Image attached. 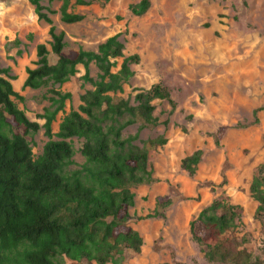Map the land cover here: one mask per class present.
<instances>
[{
    "label": "rangeland",
    "instance_id": "obj_1",
    "mask_svg": "<svg viewBox=\"0 0 264 264\" xmlns=\"http://www.w3.org/2000/svg\"><path fill=\"white\" fill-rule=\"evenodd\" d=\"M139 1L90 0L86 6L70 1L68 11L83 19L65 24L60 21L61 1L40 0L55 31L64 35V53L96 51L117 36L123 58L139 57L116 97L135 105V94L155 84L169 92V100L152 102L154 124L136 118L121 132L122 138L137 135L131 142L137 147L157 137L166 143L147 150L145 172H139L144 183L126 186L134 197L123 225L139 235V251L121 247L105 264H209L189 226L214 200L239 208L237 227L228 235L237 242L244 240L241 248L264 264L263 226L249 192L258 167L264 165V111L254 116L256 109L264 108V0H149L146 13L134 16L130 6ZM48 29L29 0H0V69H9L13 89L22 97L14 99L17 108L39 125L35 132L24 134L21 126L13 133L24 136L34 158L48 140H57L61 119L77 108L85 91L93 89L83 80L81 65L63 84L23 87L26 69L35 68L37 45L49 49ZM123 58L112 60L113 73ZM48 62L55 64L56 57L49 54ZM88 76L99 79L93 63ZM54 92L70 97L54 115L52 136L47 138L43 124L58 106ZM69 142L73 155L61 174L76 172L85 185L101 190L90 176L94 166L80 152L84 140ZM195 151L201 157L190 176L181 161ZM157 198L169 199L168 207H158ZM58 264L98 263L61 257Z\"/></svg>",
    "mask_w": 264,
    "mask_h": 264
},
{
    "label": "trees",
    "instance_id": "obj_2",
    "mask_svg": "<svg viewBox=\"0 0 264 264\" xmlns=\"http://www.w3.org/2000/svg\"><path fill=\"white\" fill-rule=\"evenodd\" d=\"M61 1L60 21L65 24L80 22L83 17L68 11L70 1L86 6L90 0ZM38 21L49 25V49L45 44L36 47L35 68L26 69L23 87L38 89L47 82L63 84L81 65L92 90L85 91L80 104L60 121L55 134L57 140H48L42 153L34 158L32 149L23 135L13 133L23 127L24 134L39 129L17 108L14 99L21 101L13 89L9 69H0V264H58L65 257L71 261H96L105 264L121 247L138 252L139 235L123 225L128 208L133 205V193L128 185H140L144 178L147 150L164 146L162 137L143 142L142 147L131 144L137 135L121 137V132L138 118L154 124V100H169L168 90L161 84L135 94V105L116 97L122 85L132 77L131 65L139 62L137 55L123 58V44L112 36L98 45L96 51L70 50L63 52V33H57L40 0H29ZM149 0H140L130 6L134 16L148 10ZM56 63L48 62V55ZM123 58L119 70L112 72V60ZM93 63L99 79L88 76ZM58 106L43 124L44 134L51 138V122L63 108L70 94L54 92ZM264 108L256 109L254 116ZM126 118V119H124ZM256 121V119H255ZM71 138H82L80 152L94 168L93 181L101 190L83 183L78 173L66 177L61 168L73 155ZM201 157L195 151L181 161L188 175L196 172ZM251 198L257 203L256 215L261 220L264 234V165L258 167L249 186ZM166 199V198H165ZM157 198V206L165 209L169 199ZM106 220H109L106 222ZM239 208L222 200H214L190 223L192 240L201 247L209 264H262L244 248V240L237 242L228 235L237 227Z\"/></svg>",
    "mask_w": 264,
    "mask_h": 264
}]
</instances>
